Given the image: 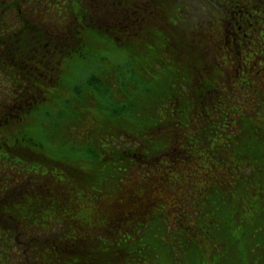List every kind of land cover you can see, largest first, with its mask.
I'll list each match as a JSON object with an SVG mask.
<instances>
[{"label":"trees","instance_id":"obj_1","mask_svg":"<svg viewBox=\"0 0 264 264\" xmlns=\"http://www.w3.org/2000/svg\"><path fill=\"white\" fill-rule=\"evenodd\" d=\"M64 1V6L69 11V18L63 12L61 17L55 19V28L61 29L63 23L68 22L69 26L64 32L23 35V49L20 52L13 51L11 55H7L13 63L7 66L6 114L5 120L0 125H5L2 131L6 130L8 137H12L10 139H16L14 133L18 130L15 127L22 129L27 126L29 118L41 109L39 104L46 100L45 97H42L43 99L39 103L36 101L31 103L32 98L29 99L28 94H40L50 86L64 88L63 82L55 77L54 70L59 66H64L63 61L66 59L84 57L85 48L87 49L89 46L85 33L90 40L96 38L104 41L102 42L103 47L100 48L102 53L107 49L106 44L112 47L118 46L129 53L128 73L117 78L114 72L118 75V67L122 66L121 64L112 69H109L111 65H108L107 68L103 66L102 69L98 68L92 71L86 80L71 89L72 93L79 98L84 95L93 99L97 96L109 95L115 100L107 108L99 109L103 114L104 129L108 131L106 133L108 136H115L116 140L107 148L96 147L84 152L82 149H72L70 151V168H64L65 174L76 186L78 181L83 179L87 181L88 178V173L81 171V168L85 166L92 170L94 168L91 167H95L100 161H109V167H113L118 173V180L123 174L129 173L131 182L126 193L119 192V196L123 200L124 196H127L123 201L125 210L121 209L122 204L117 205V199L113 200V210L95 213L96 216L97 214H103L105 217L110 216L109 223L104 222L102 226L106 229L100 231L102 227H99L100 229H90L91 232H86L84 229L85 226H90L86 223L88 213H81L75 222L78 224L80 220L81 223L83 221V227L81 226L76 236L71 239L63 238L66 226L54 224L53 247L54 264H135L137 257L146 251V247L141 246L143 235L138 234L136 237H132L129 231L124 234V237H121L117 235L116 231L125 227L129 218L130 223L141 224L144 217L150 214L151 207L156 204L150 193L161 188L164 185L161 183L168 181L176 169L178 171V162L179 164L186 163L187 161L183 160L190 157L186 145L188 143L177 134L180 121L184 120L183 124L191 123L196 119L201 121L204 134L200 139L198 134H192L190 139L195 141L193 145L200 140L202 148L208 145V137L214 136L219 131H235V128L239 130V134H234L229 138L225 136L223 139L225 143L232 145L241 139L242 131L246 132L252 129L245 125L247 127L245 130L239 120L240 117L237 118L238 120H234L230 116L237 109L243 107L242 102L244 104L245 100L250 101L257 96L249 97V92L246 97L236 95L230 81L231 77L239 72L243 78L240 85L246 77L244 81H248L250 87L255 89L259 87L255 82L263 79L261 77L256 79L249 71H241L239 60H241L243 48L247 47L246 40L253 37L255 28L259 31L263 29L262 25L257 26L256 24L258 20L264 23V16L259 15L260 13L253 9L261 5L264 13V0ZM155 15L163 21L167 17L175 19V25L171 23L169 26L164 23L162 28L156 30L163 31L165 48L151 47L147 50L143 46V50L139 51L134 45L143 43L141 33L145 34V32L150 33L151 31L156 33L155 28L147 25L148 18ZM181 33L186 36L184 37L185 42L177 44L176 35H181ZM213 34L219 38L215 45L207 43L215 41ZM186 43L190 47H187ZM185 51L192 52L194 54L192 56L196 57L187 58L186 61L179 64V61L173 57L176 56L182 60V53ZM156 63L161 66L159 71L157 70L158 75L155 73ZM50 69L53 70L54 76H49ZM135 70L139 72L135 74ZM115 79L118 84L114 81ZM141 85H145V88ZM58 96L55 94L56 98ZM86 105L91 107L89 103ZM245 112L250 113L249 108L245 109ZM75 116L77 114L73 113L72 117ZM247 116L245 115V117ZM62 118V115L56 116V120L61 124ZM115 118L119 125L114 130ZM46 124L50 123L47 121ZM230 124L233 126L231 127ZM49 126L47 125L46 136L50 140L63 138L57 123ZM2 131L0 129V139L7 138V135H2ZM143 135L147 136L146 139L139 140L138 137ZM251 143L253 142H246L245 146ZM10 145L7 148L12 149L9 154L14 158L13 161L18 163L20 160L36 161L39 166L37 176L48 178L47 170L51 160L42 155L38 148L32 150L29 145L18 143ZM39 147L41 148L42 145L40 144ZM257 147L259 144L253 143L251 150L244 155L239 154L238 156L234 152V158L243 163L245 167H250L252 160L259 161ZM221 148L218 157L220 159L223 152ZM229 149L232 150L228 147ZM77 161L83 163L84 166L74 167L72 164ZM262 165L264 166V164ZM262 171L263 169L260 170V172ZM100 186L109 188L106 185ZM208 190L210 198H206L209 202L203 210V216L207 217L212 213L209 209L211 203L216 204L215 214L218 209H220L218 213L223 210L221 204L224 203L223 200L218 199L216 193V190L223 193L224 189L218 188L214 191L209 188ZM69 195L64 189L59 186L55 187L53 184V192L48 191L47 188L42 189L38 196V205L40 208L43 206L46 208L51 201L53 206L55 205L57 209L61 210ZM118 206L121 209L120 213L115 211ZM168 209L170 208H167L165 213L160 216H150L151 222L159 220L160 230L157 227L154 230H149L144 223L138 226V231H148L147 235L151 234L148 239V248L152 247V243L157 242L153 237L154 234L164 229L172 233L175 239L174 244H168L166 249H175L177 245L179 252L184 255L182 264H202L200 260L201 247L185 234L184 228L189 225L184 222L188 216L187 209L184 208L182 212H179L177 218H172ZM62 213L65 214V212ZM172 219L174 220L172 221ZM229 222L227 215L224 219H215L214 223L211 218L208 223L227 226ZM260 232L258 231V233ZM216 235L218 236V239H215L216 242L225 245L226 243L223 242L224 230L219 232L217 228ZM258 236L262 239V235ZM233 237L234 234L230 233L229 239L232 240ZM236 245L237 242L232 247L234 246V250L237 251ZM250 249L248 248L247 252L242 250L239 253L241 254V257H238L240 262L242 264H264L260 257L256 259L247 256V254H251L249 253ZM153 250L152 248L151 252ZM214 257L211 259L213 260ZM153 258L156 260V256Z\"/></svg>","mask_w":264,"mask_h":264},{"label":"rangeland","instance_id":"obj_2","mask_svg":"<svg viewBox=\"0 0 264 264\" xmlns=\"http://www.w3.org/2000/svg\"><path fill=\"white\" fill-rule=\"evenodd\" d=\"M253 10H257V13H260L259 15L264 16L261 5ZM148 20L147 25L155 28V31L162 28L164 23H167L169 26H171V23L175 25V19L173 17H167V19L163 21L155 15L149 17ZM256 25H262L261 28L263 29L259 31L255 28L253 37L246 40L247 47H244L242 50L239 66L241 71H249L256 79L260 77L263 79L255 82L256 85H259V87L255 89L250 87L248 81H244L246 77H244L243 83L240 85L241 79L243 78H241L239 72L231 77L230 81L231 87L235 89L234 93H236V95L246 97L249 92V97L251 95H253V97L254 95L257 96V99L254 98L250 101L245 100L244 104L242 102L243 107L237 109L230 116L231 119L233 118L234 120H238L237 118L240 117L241 119L239 118V120L245 130L247 129L245 125L252 127V129L246 132L242 131L241 139L232 145H228L223 139L225 136L229 138L234 134H239V130L235 128V131H219L215 133L214 136H209L208 145L202 148L200 140L193 145L195 141L190 139L192 134H198L199 139L201 135L204 134L201 121L196 119L191 123L187 122L188 124H183L184 120L180 121L177 134L182 136L188 144H191L188 145L185 143L188 146L190 157L187 160H183L187 161L186 163L183 162L179 164L178 162V171L176 169L168 181L161 183L162 185L164 184L161 188H157L150 193L156 201V204L151 207L150 214L144 217V221L142 220V223L147 225L149 230H154L155 227L160 230L159 220L151 222L150 216H160L165 213L167 208H170L168 211H170L171 217L177 218L179 212H182L184 208L187 209L188 216L184 222H187L189 225L184 228L185 234L201 247L200 260L202 264H242L238 258L241 257L239 253L242 250L247 252L248 248H251L249 250L251 254H247L248 257L256 259L260 257L261 262H264V166L262 165L264 164V23L258 20ZM178 32L180 31L178 30ZM141 35L143 36L141 37V41H143L142 44L144 45H134L137 50L142 51L144 47H146L147 50L151 47L165 48L162 30L156 31V33H153V31L150 33L145 32V34L141 33ZM85 36L89 46L87 49L85 48L84 57H75L72 60L66 59L63 61L64 66H57L58 68L54 70L55 77H58L59 80L63 82L64 88L60 89L59 87L50 86L46 87L40 94H28L29 99L32 98L30 101L31 103H34V101L39 103L40 100L43 99L42 97H45L46 100L39 104L41 109L38 110L34 116L29 118L26 123L27 126H24L22 129H17V127H15V129L18 130L15 131L16 134L14 133L16 139H10L12 137H8V132L6 130L2 131L5 125H0L2 135H7L10 144L18 143L20 145H29L32 150L38 148L42 155L51 160L50 167L47 170L48 178L44 179L36 176L34 180H37L38 186L43 187V189L50 185L53 186L54 184L55 187L59 186L70 194L65 205L61 207V210L57 209L56 206L52 204L50 210L52 221H54L53 223L57 226H66V232L63 236L64 239L75 237L77 231L80 230L81 226L83 227V221L81 223L80 220L78 224L75 222L76 218H78L81 213H88L89 216H86V223L90 224V226H85L84 229L86 232H91L92 230L90 229H100L99 227H102L104 222L107 224L109 223L110 216L105 217L103 214H97L96 216L95 213H100L101 211L104 213L107 210H113V204L116 199L118 200L117 205L122 204L121 209L125 210L123 201L126 200L127 196H124L123 200L119 196V192L126 193L131 182L129 173L123 174L118 180V173L116 169L109 167L110 163L108 160L98 162L95 167L89 165V167L94 168L92 170H89L88 167H85L83 163L78 161L72 164L74 167L84 166L81 168V171L88 173V178L86 180L89 181V183L83 179L78 181L76 186L64 172V168H70V151L72 149H82L84 152L88 149H95L96 147L107 148L116 140L115 136H108L106 133L108 131L104 129V123L102 122L103 114L100 112L101 108H107L109 105H112L115 100L109 95L97 96L94 98L95 100L86 95L79 98L72 93L71 89L78 86L80 82L86 80L92 71L98 68L102 69L103 66L107 68L108 65H111L109 69H112L121 64L124 68L122 66L118 67V75L114 72L117 78L129 72L127 68L129 53L126 52L125 49L118 46L112 47L106 44L107 49L102 53L100 48L103 47L102 42L104 41L96 38L90 40L87 33H85ZM144 37H146V40H144ZM176 37L178 41L177 44L185 42L184 37L186 36L184 33H181V35L177 34ZM213 38L215 40L214 42L211 41L207 43L213 45L218 43L217 41L219 38L215 36ZM186 45L190 47L188 43H186ZM169 47L172 48L171 46ZM182 55V60L180 58L178 59L176 56L173 58L179 61L180 64L182 61H186L187 58L196 57L192 56L194 55L192 52L187 51L183 52ZM160 67L161 66L156 63V75H158L157 70L159 71ZM137 72L139 71L135 70V74H137ZM50 75H53L52 69L49 71V76ZM114 81L118 84L117 79ZM6 86H8V84H6ZM141 86L145 88V85ZM55 94L59 96L56 98ZM88 103L91 107L86 105ZM248 108L250 113L245 112V109ZM73 113H76L77 116L72 117ZM58 115L63 116L62 124L56 120V116ZM245 115L248 116L245 117ZM47 121L50 124H46ZM53 123H57L60 126V135L63 136L60 140H50L46 136L48 131L47 125L51 127L54 125ZM118 125L115 118L114 130ZM230 126L232 127L233 125L230 124ZM70 135H72V137H70ZM146 137L147 136L143 135L138 137V139L144 141ZM7 138L5 137V140ZM246 142L259 144V147H257L259 151L258 156H260L258 158L259 161L250 160L252 162L250 167H245L243 163L234 158V152L239 156V154L244 155L251 150L253 143L245 146ZM152 143L154 144V142ZM40 144L42 145L41 148L39 147ZM228 147L232 150H228ZM220 148L223 150L221 159L218 158ZM4 154V152H0V169L7 170L9 166L3 158ZM11 160H14V158H11ZM9 165L13 168H18L20 166L16 161L9 162ZM255 167L256 169H254ZM261 169H263L262 172H260ZM251 170L254 171V173H252ZM100 185H106L109 188H104ZM209 188L214 191L218 188L224 189L223 193L216 190L218 199L223 200L224 203L221 204L223 210L218 213L220 210L218 209L216 214V204L211 203L209 209L212 213L207 217L203 216V210L207 207V203L209 202L206 200V198H210L208 193ZM121 209L120 206H118L115 211H119L120 213ZM62 212H65V214ZM227 215L228 220H230L227 226L208 223L211 218L214 223L215 219H224ZM173 220L174 219H172V221ZM142 223L136 225L132 224L129 218V220L126 221L127 227H121L116 231L117 235L121 237H124V234L129 231L132 237H136L138 234L143 235V243H141V246L144 245L146 251L137 257V261L133 262L135 264H182L184 255L179 252V247L177 245L175 249H166L168 244H174V235L164 229H162L163 231L155 233L153 237L157 242L154 244L152 243L150 249L147 245L151 234L147 235L148 231H138V226L142 225ZM42 224L43 223L39 226V224L34 221L33 225L29 226V231L27 227L25 229L28 235H37L38 233L41 237V243L45 244L44 238L45 235H47V224ZM217 228L219 232L224 230L223 242L226 243L225 245H221L220 242H216L215 240L218 239L216 235ZM3 229L4 227H0V234ZM103 229L106 228L102 227L100 231ZM54 230L52 226H49L48 233L54 236ZM258 231L261 232L258 233ZM19 233L23 234L22 231ZM230 233L234 234L232 240L229 239ZM258 235H262V239ZM235 242H237V251L234 250V246L232 247ZM217 243L219 244L218 247ZM13 246L14 245L11 244L7 247L8 257L11 254ZM152 248L154 250L151 252ZM153 256H156V260H154ZM212 257H214L213 260L211 259Z\"/></svg>","mask_w":264,"mask_h":264},{"label":"flooded vegetation","instance_id":"obj_3","mask_svg":"<svg viewBox=\"0 0 264 264\" xmlns=\"http://www.w3.org/2000/svg\"><path fill=\"white\" fill-rule=\"evenodd\" d=\"M64 3V0H0V124L6 114L7 66L13 63L7 55L23 49V35L64 32L68 22H64L61 29L55 28V19L61 17V13L69 18ZM7 146H11L9 141L0 139V152L5 153L3 158L9 166L7 170L0 169V227H4L0 234V264H54V236L48 233L49 226L54 224L51 201L46 208L38 205L43 189L34 180L38 163L20 160V166L13 168L9 165L13 162L9 154L12 149ZM46 188L53 192L52 185ZM34 221L47 224L45 244L41 243L38 233L27 234ZM21 231L23 234L19 233ZM8 244L14 245L9 257Z\"/></svg>","mask_w":264,"mask_h":264}]
</instances>
